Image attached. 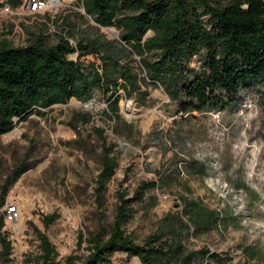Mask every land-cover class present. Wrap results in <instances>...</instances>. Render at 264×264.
I'll return each instance as SVG.
<instances>
[{
  "label": "rangeland",
  "instance_id": "1",
  "mask_svg": "<svg viewBox=\"0 0 264 264\" xmlns=\"http://www.w3.org/2000/svg\"><path fill=\"white\" fill-rule=\"evenodd\" d=\"M61 3L59 9L32 15L21 7L3 13L2 5L0 42L21 47L43 34L55 45L67 31L75 36L73 44L83 36L118 39L116 29L96 25L76 0ZM70 58L78 59L76 54ZM135 60L139 73L140 60ZM142 90L143 102L119 91V119L106 115L107 97L96 92L91 110L84 107L89 102L71 99L0 136V200L6 194L0 216L13 247L6 262L0 244V264H35L41 254L39 232L55 246L59 260L86 256L89 236L100 225H113L121 192L128 199L144 192L124 226L135 243L163 234L182 240L190 252L214 254L196 264H264V91L253 85L226 111L184 120L161 88ZM98 130L116 145L118 160L102 202L96 191L102 152ZM22 165L26 173L13 180ZM189 202L215 212L216 222L191 227ZM7 207H16L12 220ZM112 264L140 262L117 253Z\"/></svg>",
  "mask_w": 264,
  "mask_h": 264
},
{
  "label": "trees",
  "instance_id": "2",
  "mask_svg": "<svg viewBox=\"0 0 264 264\" xmlns=\"http://www.w3.org/2000/svg\"><path fill=\"white\" fill-rule=\"evenodd\" d=\"M1 1L0 7L6 4L12 9L23 4V0ZM76 1L96 25L116 29L118 39L83 36L73 44L75 36L67 31L55 45H49L43 34L21 47L0 42V136L55 105L71 99L90 102L96 92L107 97L106 115L119 119L120 90L126 98L135 96L143 102V86L161 88L176 115L185 120L226 111L253 85L264 91V0ZM75 54L76 61L70 58ZM87 57L95 60L82 61ZM196 57L198 66L193 65ZM135 58L140 60L139 73L134 70ZM97 134L102 152L96 191L102 202L118 160L116 145L109 143L105 131ZM26 171L25 165L20 166L13 180ZM143 198L144 192H137L134 199L119 193L113 225H100L89 236L88 254L81 258L59 260L55 246L39 232L41 254L35 264H112L117 253L137 258L140 264H196L214 257L209 250L190 252L182 240L164 239L163 234L135 243L124 226L136 213L134 201ZM5 202L6 194L1 208ZM185 211L196 230L216 222L215 212L201 210L195 202H189ZM4 219L0 216V244L9 262L13 247L3 230Z\"/></svg>",
  "mask_w": 264,
  "mask_h": 264
},
{
  "label": "built area",
  "instance_id": "3",
  "mask_svg": "<svg viewBox=\"0 0 264 264\" xmlns=\"http://www.w3.org/2000/svg\"><path fill=\"white\" fill-rule=\"evenodd\" d=\"M61 6V0H23L21 8L26 15H32L41 11L59 9ZM11 11L12 8L9 5L4 4L3 13L7 14ZM15 212L16 207H7V213L11 220L13 219Z\"/></svg>",
  "mask_w": 264,
  "mask_h": 264
},
{
  "label": "bare ground",
  "instance_id": "4",
  "mask_svg": "<svg viewBox=\"0 0 264 264\" xmlns=\"http://www.w3.org/2000/svg\"><path fill=\"white\" fill-rule=\"evenodd\" d=\"M114 35H116V33L113 32ZM85 109H89L91 110L93 107H95V103L93 101L89 102V104L84 106Z\"/></svg>",
  "mask_w": 264,
  "mask_h": 264
}]
</instances>
